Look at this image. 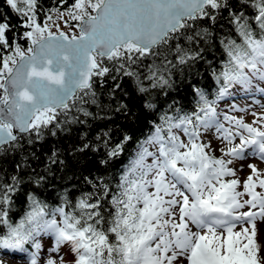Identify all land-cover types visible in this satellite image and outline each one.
I'll return each mask as SVG.
<instances>
[{
    "label": "snow or ice",
    "instance_id": "6c2138e0",
    "mask_svg": "<svg viewBox=\"0 0 264 264\" xmlns=\"http://www.w3.org/2000/svg\"><path fill=\"white\" fill-rule=\"evenodd\" d=\"M5 7L24 29L19 39L26 48L16 34L9 38L13 25ZM39 11V0L0 4V154L21 151L24 142L32 146L46 133L56 136L65 126L82 123L73 113L91 116L88 106L100 107L97 88L103 89L109 78L113 99L124 78L142 96L153 90L167 95L175 72L191 73L205 61L218 88L210 99L192 85L197 99L191 112L175 107L173 100L138 145L115 190L103 177H84L92 191L75 203L67 195L56 206L40 200L28 189L45 185L51 165H64L55 149L43 172L33 170L25 178V157L16 174L6 178L0 173V251L25 253L27 264H64L62 257L41 261L40 238L49 236L54 240L49 251L59 253L67 246L74 264H180L181 259L187 264H264L257 242V222H264V191L257 188L264 189V171L248 163L251 174L243 191L239 179H225L236 177V162L252 157L264 162V113H253L256 119L246 123L217 111L234 88L264 94V0H74L66 8L77 22L78 31L71 33L39 23ZM49 11L64 17L57 8ZM224 21L235 35L220 37L225 59L217 71L204 53ZM148 58L152 63L143 65ZM141 67L146 68L143 74ZM144 107L156 110L151 99ZM115 111L131 114L122 101ZM212 130L225 144L220 157L210 153L211 141L201 139ZM108 136L104 132L96 140L104 138L109 158L119 156L132 139L125 135L109 147ZM97 150L87 142L76 149ZM21 198L26 209L14 221Z\"/></svg>",
    "mask_w": 264,
    "mask_h": 264
},
{
    "label": "trees",
    "instance_id": "16d2710c",
    "mask_svg": "<svg viewBox=\"0 0 264 264\" xmlns=\"http://www.w3.org/2000/svg\"><path fill=\"white\" fill-rule=\"evenodd\" d=\"M74 0H67L64 4L62 0H39L40 11L38 12V22L43 24L49 15L54 12L50 9L57 8L61 12H65L66 8L71 5ZM3 0H0V4ZM4 11L11 18L10 23L13 25L12 31L8 33L9 38L16 34L18 42L27 47V42L19 39L24 31L19 27V21L16 14L12 13L7 7ZM225 16L227 13L224 14ZM2 19V18H0ZM76 21L69 22L72 27L70 32L78 31L75 28ZM224 27L216 33L212 46L208 48L204 57L206 61H211V68L217 71L221 70V62L225 59L219 39L226 35H235L231 31V26L226 21ZM171 58V57H170ZM160 62L159 59L156 61ZM152 63V58L145 59L143 65ZM146 68L141 67V72ZM173 79L175 85L172 89L167 90L168 94H164V90H153L150 95H140L136 92L133 82L124 78L121 83V90L115 93L113 99L109 92L114 87V82L109 78L103 89L97 88L99 94L100 107L95 105L88 106L91 116L84 117L78 115L82 123H74L65 126L64 131H59L56 136L46 133L45 139L32 146L24 142V148L21 151L0 154V173L9 177L16 174V165H23L24 158H27V165L23 167L25 178L31 174L33 170L43 172L48 166V157L53 149L60 153L59 159L64 161V165H51V173L48 181L44 186L36 188L33 185L29 191L35 190L38 198L47 202L50 206H56L60 203L63 195H67L73 203L81 196L82 193L91 192L92 185L85 182L84 177L95 179L103 177L109 183L111 188L115 190L116 184L119 182L120 176L124 169L128 167L130 161L133 160L138 145L146 140L154 131V126L160 123V115L167 110L168 105L176 101L175 107L181 108L183 111L191 112L196 108V96L192 91V85L203 88L209 94V98H214V94L218 88L216 81L212 76L210 66L205 61L198 62L192 72L184 73L175 72ZM237 88L232 89L236 91ZM151 99L156 105V110L147 109L144 104ZM117 101H122L128 105L130 115L123 112L115 111ZM172 113L169 112V115ZM108 132L109 147L120 143L125 135L131 136L132 139L124 145V151L117 157L109 158L107 149L103 147V139L96 140L97 135ZM90 143L98 146L97 151H87L86 153L77 152L76 149L83 143ZM35 152V156L32 153ZM107 161V163H101ZM27 201L25 198L18 200L14 212L13 220L17 221L23 215L26 209Z\"/></svg>",
    "mask_w": 264,
    "mask_h": 264
},
{
    "label": "rangeland",
    "instance_id": "374dc122",
    "mask_svg": "<svg viewBox=\"0 0 264 264\" xmlns=\"http://www.w3.org/2000/svg\"><path fill=\"white\" fill-rule=\"evenodd\" d=\"M52 20H45L49 24V27L52 31H64V32H70L69 22H72L68 15L67 11L64 12V17L61 19H57L59 16V12H54L52 15ZM68 21L66 24L65 21ZM57 25L59 26L57 28ZM261 87H264V85H261ZM233 105H235V109H233ZM221 108L217 110L220 113H227L230 116H236L237 118H243L246 123H252L253 120L256 119V116L253 115V113H256L257 115L264 113V101L255 104L253 100V94L245 93L243 91H239L235 97H232L229 101L226 100L222 103H220ZM227 126V125H226ZM181 136V139H183L185 142H187V137H185L182 133H179ZM202 141L205 143H208L211 141L212 148L209 149L210 153L212 155H215L217 157L222 156V152L220 149L225 147V144L222 143L219 139L216 137L215 130H212L208 133H204L201 137ZM148 147V150L151 152L156 151V147L153 145H146ZM147 163H151V157H149L146 161ZM248 163H253V158H250L243 162H236L235 165H233L237 169L236 177H226L225 179H232L236 178L241 181V186L239 188L240 191H243V181L246 180L247 176L251 174V170L247 167ZM257 166L258 169L261 171H264V164H260L258 161L256 163H253ZM257 191H264V189L257 188ZM242 199H247V197H243ZM247 210L242 209L241 211ZM241 226H238L236 230H240ZM257 242L260 245V256L264 257V222L258 221L257 222ZM41 242V254L40 259L42 262H46V260L51 256L53 259L59 261L62 257L64 260V264H74L75 256L73 253H71L70 249L67 246H64L61 248L59 253H51L49 250L54 247V240L49 236H42L40 238ZM21 255V254H20ZM15 257V258H14ZM19 257H24V259H20ZM11 256L10 254L4 255L3 251H0V261L3 262V264H27V254L24 253V255L21 256ZM180 264H187L186 260L181 259Z\"/></svg>",
    "mask_w": 264,
    "mask_h": 264
}]
</instances>
